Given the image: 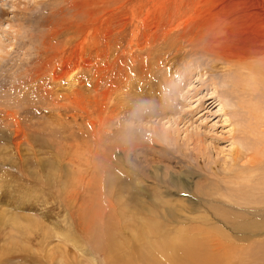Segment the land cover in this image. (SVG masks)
<instances>
[{
  "label": "rangeland",
  "instance_id": "374dc122",
  "mask_svg": "<svg viewBox=\"0 0 264 264\" xmlns=\"http://www.w3.org/2000/svg\"><path fill=\"white\" fill-rule=\"evenodd\" d=\"M0 4V264H144L182 231L264 264V135L239 110L264 132V59L222 57L255 46L264 0Z\"/></svg>",
  "mask_w": 264,
  "mask_h": 264
},
{
  "label": "bare ground",
  "instance_id": "6f19581e",
  "mask_svg": "<svg viewBox=\"0 0 264 264\" xmlns=\"http://www.w3.org/2000/svg\"><path fill=\"white\" fill-rule=\"evenodd\" d=\"M3 3V2H2ZM1 3V4H2ZM0 4V5H1ZM13 5V4H11ZM253 7V6H252ZM251 7V8H252ZM244 13V12H243ZM260 16L259 14H257L258 12H250L247 14V18H249V22H252L250 27L255 31L256 33V36H255V40H252L254 42V45L255 46H251V47H247L245 49H241V50H236V49H233L234 51H230L229 49L227 50H223L222 48V57L224 58V61L225 62H230L231 64H234V66L239 63V67H235V68H239V69H242V70H245L247 74H249V70L251 72H257L253 67L254 63H259L261 61H263L264 59V39H260L258 36H257V30L260 28H264V20H262V23H260V25H256V20H257V17L256 15ZM1 14V13H0ZM118 14V13H117ZM235 15V14H234ZM246 15V14H244ZM244 15H241V16H244ZM243 18V17H241ZM264 18V17H263ZM238 19H239V16H238ZM235 20V19H234ZM237 20V18H236ZM240 20V19H239ZM260 20V19H258ZM242 21V20H241ZM240 21V22H241ZM248 22V21H247ZM233 23V26L234 25V22ZM237 23V22H236ZM239 23V22H238ZM242 23V22H241ZM224 24V23H223ZM249 24V23H248ZM229 25V24H228ZM237 25V24H236ZM4 26V24H3ZM241 26V25H240ZM8 28H10L9 24L7 26ZM238 27V26H237ZM249 27V28H250ZM259 27V28H258ZM236 28V27H235ZM242 28V27H241ZM246 28V27H245ZM250 28V29H251ZM237 29V28H236ZM243 29V28H242ZM248 29V30H250ZM259 29V30H260ZM8 30V29H7ZM247 30V29H246ZM247 30V31H248ZM263 31V29H262ZM237 32V31H236ZM263 34V32H261ZM244 34V32L240 35L242 36ZM253 34V33H252ZM252 37V36H251ZM261 37V36H260ZM239 37H237L238 39ZM263 38H264V35H263ZM226 41V40H225ZM11 44V43H10ZM211 44V42H208V45ZM7 47H11L10 46H7ZM206 47V46H205ZM208 48V47H206ZM212 48V47H211ZM244 48V47H243ZM209 49V48H208ZM215 49V48H214ZM5 50V51H4ZM4 53L6 52V49H4ZM245 50V51H243ZM0 51L1 50V47H0ZM212 51V50H211ZM215 51V50H214ZM210 52V51H209ZM217 53V52H216ZM216 55V54H214ZM221 57V56H219ZM223 60V59H222ZM100 64V63H99ZM230 64V65H231ZM253 64V65H252ZM238 65V64H237ZM94 66V65H93ZM229 67V66H228ZM232 67V66H230ZM238 73V72H237ZM241 73V72H240ZM234 74V76L230 77V80L229 81H232V85L235 87V91L236 93L238 94H241L247 90H249L250 88L247 86L245 87L242 83L243 78H245V76H242L241 74ZM227 75V74H226ZM250 76V75H249ZM229 77V76H228ZM226 77V78H228ZM243 77V78H242ZM225 78V79H226ZM232 78V79H231ZM248 78V77H247ZM229 79V78H228ZM251 79V78H250ZM254 79V78H252ZM227 81V80H226ZM248 81V80H247ZM213 82V81H212ZM225 82V80H224ZM228 82V81H227ZM249 83V82H248ZM254 83V82H252ZM251 84V83H250ZM229 85V84H228ZM231 86V85H229ZM251 87V85H250ZM234 89V88H233ZM231 90V89H230ZM250 91V90H249ZM237 94V95H238ZM249 97L251 98V94H248ZM234 96V95H233ZM244 96V94H243ZM242 99V98H241ZM246 96L244 98L243 101L240 102L239 104V107L241 109H239L241 111V113H244V117L245 118V121H244V124H245V127L248 129L247 130V133L249 135H255V137L257 138V140L259 139V137L261 135H264L262 133H264L262 131V126L260 125V121H258V119L260 118V114L261 111L258 109V107H256V102H251V105H250V99L246 100ZM238 105V104H237ZM251 106V107H250ZM264 116V115H263ZM264 121V120H263ZM264 124V123H263ZM164 133H166L164 131ZM239 135V134H238ZM253 137V138H255ZM264 138V137H262ZM244 144V143H243ZM262 144V143H261ZM253 145V144H252ZM249 147L247 146V149ZM251 148V147H250ZM245 148V150H247ZM250 150V149H248ZM247 150V151H248ZM254 153L257 154L258 153V150H257V147L255 146L254 149ZM252 152V151H251ZM246 153V152H245ZM252 157V156H251ZM100 160V159H99ZM250 163H254L253 159L251 158L249 160ZM249 166V165H248ZM253 166V165H251ZM241 169V168H240ZM240 171V170H239ZM131 200V199H130ZM260 215V214H259ZM153 222V221H152ZM145 223V222H144ZM149 223V222H147ZM249 224V223H248ZM238 225V224H237ZM253 225V224H252ZM235 226V225H234ZM254 226V225H253ZM253 226H247L245 224H242V226H236L234 227L235 230H240L244 227H253ZM30 227V226H29ZM156 227V226H155ZM256 228V226H255ZM158 229V228H157ZM146 230V229H145ZM200 230V229H199ZM242 231V230H241ZM147 232V230H146ZM152 232V231H151ZM245 232V231H244ZM143 232H141V235H142ZM149 233V231H148ZM162 233V232H161ZM138 234V233H136ZM185 233L182 231L181 232V236L179 237V244L177 243V245L174 247L171 242L169 241H164L163 243L165 244V246H167L168 248V252L162 247L156 244V246H154L155 248L153 249L154 251L149 253V254H146L144 256L145 260L143 259V261L145 262L144 264H162L158 262V259L160 257H163L165 259H167V261L169 262V264H221V258H219L218 256H216V254L214 255L213 252H210V249L208 250L209 248V245L211 246V244H208L207 240H198V239H193L192 236H187V235H184ZM254 234V233H253ZM223 235V234H221ZM105 238H109L110 237V233L109 232H106V234L104 235ZM222 237V236H221ZM142 237H139L137 238L140 239ZM163 239V238H161ZM136 240V239H135ZM146 242V241H145ZM219 242L221 243V240H219ZM216 244V243H215ZM214 244V245H215ZM141 245V244H140ZM208 245V246H207ZM217 246V245H216ZM217 249V248H216ZM136 250V249H135ZM170 250V251H169ZM138 251V250H137ZM133 252V251H132ZM136 253V252H134ZM219 253H217L218 255ZM221 254V253H220ZM138 255V254H137ZM154 255L156 258H154ZM222 256V255H221ZM253 256V255H252ZM140 257V256H139ZM137 258V257H136ZM141 258V257H140ZM223 259V258H222ZM134 262V259L131 260ZM136 261V260H135ZM164 263V262H163Z\"/></svg>",
  "mask_w": 264,
  "mask_h": 264
}]
</instances>
